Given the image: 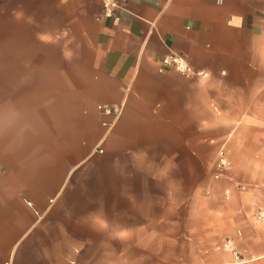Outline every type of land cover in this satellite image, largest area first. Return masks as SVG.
Instances as JSON below:
<instances>
[{"label": "crops", "instance_id": "0c3cea01", "mask_svg": "<svg viewBox=\"0 0 264 264\" xmlns=\"http://www.w3.org/2000/svg\"><path fill=\"white\" fill-rule=\"evenodd\" d=\"M120 2L0 0V264H264V0Z\"/></svg>", "mask_w": 264, "mask_h": 264}, {"label": "rangeland", "instance_id": "374dc122", "mask_svg": "<svg viewBox=\"0 0 264 264\" xmlns=\"http://www.w3.org/2000/svg\"><path fill=\"white\" fill-rule=\"evenodd\" d=\"M0 19V73H6V68L14 66L45 65L46 60L29 59L33 52L48 51L54 46L46 42H36L27 36L23 29L17 30L15 26H4ZM4 68V71L1 69ZM221 177V176H220Z\"/></svg>", "mask_w": 264, "mask_h": 264}, {"label": "built area", "instance_id": "2783aa9c", "mask_svg": "<svg viewBox=\"0 0 264 264\" xmlns=\"http://www.w3.org/2000/svg\"><path fill=\"white\" fill-rule=\"evenodd\" d=\"M104 4V15L107 17H114L116 16L120 9L122 8V4L120 0H103ZM159 64V71H167V70H175L185 75H201L202 72L195 71L193 67L188 63L187 59L182 54L172 53L166 55L160 59ZM103 111L111 113L112 110L109 107H103ZM228 165V161L224 155H221L217 161V169L218 172L215 174L217 178H219L223 170L226 169ZM260 220H264V210L261 209L258 211L257 214ZM225 247H230L227 243Z\"/></svg>", "mask_w": 264, "mask_h": 264}]
</instances>
